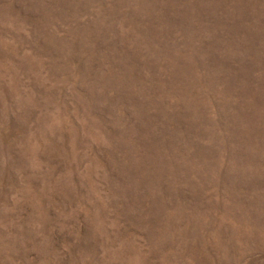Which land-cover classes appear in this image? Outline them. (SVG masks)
<instances>
[{"label": "rangeland", "instance_id": "rangeland-1", "mask_svg": "<svg viewBox=\"0 0 264 264\" xmlns=\"http://www.w3.org/2000/svg\"><path fill=\"white\" fill-rule=\"evenodd\" d=\"M0 264H264V0H0Z\"/></svg>", "mask_w": 264, "mask_h": 264}]
</instances>
